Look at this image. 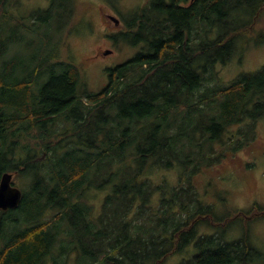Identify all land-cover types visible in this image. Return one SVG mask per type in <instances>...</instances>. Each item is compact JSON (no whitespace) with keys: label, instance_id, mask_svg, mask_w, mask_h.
Instances as JSON below:
<instances>
[{"label":"trees","instance_id":"obj_1","mask_svg":"<svg viewBox=\"0 0 264 264\" xmlns=\"http://www.w3.org/2000/svg\"><path fill=\"white\" fill-rule=\"evenodd\" d=\"M178 1L149 0L131 16L122 40L141 50L108 69L100 92L84 90L79 69L63 61L37 89L50 57L23 77L11 66L0 72V177L31 178L20 205L0 210V264H67L77 252L90 264H165L188 247L196 252L181 264H258L247 233H225L239 218L264 217V208L219 216L200 201L195 174L246 146L222 141L229 127L264 116V66L227 85L215 71L263 18L264 0ZM0 17L15 33L29 29L7 0ZM3 22L0 58L17 40ZM206 115L218 135L196 121ZM153 170L179 171V186L155 185Z\"/></svg>","mask_w":264,"mask_h":264},{"label":"rangeland","instance_id":"obj_2","mask_svg":"<svg viewBox=\"0 0 264 264\" xmlns=\"http://www.w3.org/2000/svg\"><path fill=\"white\" fill-rule=\"evenodd\" d=\"M148 1L10 0L9 3L7 0L8 9L14 16L22 19L29 29L15 33L9 30L12 19L0 17V23L4 21L1 27L5 36L14 35L17 39L10 51L0 58V72L11 66L15 71L14 77H23L25 72L35 69L41 57L42 61L46 60L45 57H50L43 67V73L38 77L37 89L48 82L52 71L61 72L56 63L63 61L79 69L84 90L100 92L108 85V69L124 64L141 50V46H132L123 41L121 33L124 32L125 23ZM110 16L118 19L119 23L116 24ZM214 37L215 35L212 39ZM238 41L236 55L230 62L215 66L218 82L222 85L233 82L242 74L257 72L264 66V16ZM106 50L112 53L101 54ZM208 120L207 115L196 118V121L208 126L209 134L218 135V129ZM197 137L201 139V135ZM222 141L227 144L232 142L233 148H236L238 142L246 146L237 153H230L220 162H210L195 174V191L200 201L212 205L219 216H227L240 210L251 212L264 208V116L256 122L245 119L240 124L229 127L224 132ZM227 144L218 141L215 147L218 150L225 149ZM178 172L153 170L148 176L157 186L168 182L174 187L179 186ZM183 180L185 181V177ZM13 182L21 191H29L31 178L15 174ZM95 197L98 195L92 194L90 200L96 202ZM161 198L160 194L154 196L151 205H159ZM154 209L155 206L151 207L152 211ZM228 229L225 233L227 238L240 239L247 233L250 244L262 253L254 262L264 264V217L250 219L248 224L239 218L232 223L230 231ZM219 230L221 229L206 227L208 234ZM57 244L54 254H59L63 247L60 243ZM72 247L73 244L66 246L67 249ZM191 247L194 248L193 245ZM192 250L186 248L165 264L188 262L196 252L195 248ZM69 257L71 258L65 260L68 264H90L82 253L77 252ZM83 260L85 261L82 262Z\"/></svg>","mask_w":264,"mask_h":264},{"label":"water","instance_id":"obj_3","mask_svg":"<svg viewBox=\"0 0 264 264\" xmlns=\"http://www.w3.org/2000/svg\"><path fill=\"white\" fill-rule=\"evenodd\" d=\"M115 22L118 24V19ZM21 201L22 191L13 185V174H3L0 179V210L15 209Z\"/></svg>","mask_w":264,"mask_h":264},{"label":"flooded vegetation","instance_id":"obj_4","mask_svg":"<svg viewBox=\"0 0 264 264\" xmlns=\"http://www.w3.org/2000/svg\"><path fill=\"white\" fill-rule=\"evenodd\" d=\"M197 0H179L178 1V5L180 6V7H189V6H191L192 4H194L195 2H196ZM168 2H171V0H168ZM111 17V19H114L115 20V18L113 17V16H110ZM110 53H112L110 50H106V51H104L103 53H101V54H110ZM2 177V176H1ZM1 177H0V179H1ZM71 257H69V259H70ZM85 258V257H84ZM91 259V258H90ZM85 260H83L82 262H84ZM48 264H54V262L52 261L51 263H48ZM68 264V263H67ZM77 264H79L78 262H77Z\"/></svg>","mask_w":264,"mask_h":264},{"label":"bare ground","instance_id":"obj_5","mask_svg":"<svg viewBox=\"0 0 264 264\" xmlns=\"http://www.w3.org/2000/svg\"><path fill=\"white\" fill-rule=\"evenodd\" d=\"M156 2V1H155ZM109 85V84H108ZM37 142V141H36ZM53 142V141H52ZM74 177V176H73ZM72 177V178H73ZM73 179H75V178H73ZM41 184V183H40ZM61 185V184H60ZM62 186V185H61ZM74 186V185H73ZM40 188V187H39ZM52 189V188H51ZM49 191V190H48ZM51 192V191H50ZM61 214V213H60ZM58 224V223H57ZM61 232V231H60ZM64 234V233H63ZM66 247V246H65Z\"/></svg>","mask_w":264,"mask_h":264}]
</instances>
